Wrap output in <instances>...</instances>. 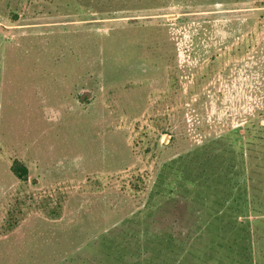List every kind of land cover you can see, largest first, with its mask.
Wrapping results in <instances>:
<instances>
[{
    "label": "rangeland",
    "instance_id": "374dc122",
    "mask_svg": "<svg viewBox=\"0 0 264 264\" xmlns=\"http://www.w3.org/2000/svg\"><path fill=\"white\" fill-rule=\"evenodd\" d=\"M0 264H264V0H0Z\"/></svg>",
    "mask_w": 264,
    "mask_h": 264
},
{
    "label": "trees",
    "instance_id": "16d2710c",
    "mask_svg": "<svg viewBox=\"0 0 264 264\" xmlns=\"http://www.w3.org/2000/svg\"><path fill=\"white\" fill-rule=\"evenodd\" d=\"M12 171L21 180H26L28 178V168L18 160H15L13 163Z\"/></svg>",
    "mask_w": 264,
    "mask_h": 264
}]
</instances>
